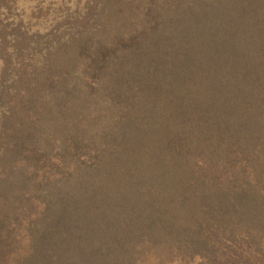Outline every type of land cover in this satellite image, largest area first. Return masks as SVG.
<instances>
[{
  "label": "trees",
  "instance_id": "16d2710c",
  "mask_svg": "<svg viewBox=\"0 0 264 264\" xmlns=\"http://www.w3.org/2000/svg\"><path fill=\"white\" fill-rule=\"evenodd\" d=\"M0 264H264V0H0Z\"/></svg>",
  "mask_w": 264,
  "mask_h": 264
},
{
  "label": "rangeland",
  "instance_id": "374dc122",
  "mask_svg": "<svg viewBox=\"0 0 264 264\" xmlns=\"http://www.w3.org/2000/svg\"><path fill=\"white\" fill-rule=\"evenodd\" d=\"M20 4H23L25 6V10L27 11L28 7H27V2L25 1H19Z\"/></svg>",
  "mask_w": 264,
  "mask_h": 264
}]
</instances>
